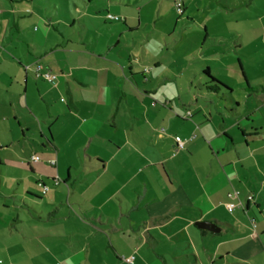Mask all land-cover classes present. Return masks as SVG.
Here are the masks:
<instances>
[{
    "label": "crops",
    "instance_id": "1",
    "mask_svg": "<svg viewBox=\"0 0 264 264\" xmlns=\"http://www.w3.org/2000/svg\"><path fill=\"white\" fill-rule=\"evenodd\" d=\"M29 1L0 0V211H16L9 228L18 264H127L131 256L134 264H214L219 253L197 247L209 236L244 244L241 231L264 235V96L245 88L235 99L206 64L205 85L207 71L230 88L234 111L179 106L176 80L157 72L170 34L144 35L143 20L128 26L126 17L115 32L98 14L75 18L68 5L71 20H55L48 6ZM182 4L187 23L173 36L215 41L221 61L232 59L228 41L238 39L241 54L246 33L264 42V0ZM170 19L155 22L163 29ZM124 47L128 63L116 54ZM236 62L244 71L245 62ZM37 65L56 80L36 78ZM29 198L43 209H31ZM8 222L0 220V231Z\"/></svg>",
    "mask_w": 264,
    "mask_h": 264
},
{
    "label": "rangeland",
    "instance_id": "2",
    "mask_svg": "<svg viewBox=\"0 0 264 264\" xmlns=\"http://www.w3.org/2000/svg\"><path fill=\"white\" fill-rule=\"evenodd\" d=\"M16 1H20L19 4L30 2L29 0ZM33 1L37 3L36 9H39L38 6L40 3H42L45 7L48 6L47 10L50 11L55 20H58V17H61V19L63 18L64 20H71L66 8L68 5L70 9L69 12L75 18L89 14L91 16H97L98 14L102 18L100 24L103 25L105 18L107 19V14L101 13V8L106 9L109 6V8H111V13L109 14L120 18L126 17L128 19V26L137 25L138 20L141 18L144 22L141 29L144 35L149 33L158 34V32H164L166 36L167 34H170L167 37L170 40V44L167 45V40H164L166 47L164 48V52L159 57L163 66L159 68L157 72H160L161 75L169 77L172 80H176L177 84L174 85V89L178 91L180 95L178 98L179 106L182 105V102H185L187 105H191L192 108L201 109L203 113L212 112L213 114H218L221 111L226 113L224 108L234 111L235 104L229 102L231 95L228 91L222 90L221 94L217 96L205 90V84H207V82L202 79L203 75L201 72L203 70L202 68L206 64L211 66L215 77L230 84L233 89L232 97L235 99L242 98L243 93L239 89L244 90L245 88H253L256 90V95L264 96V42L257 37L254 38L252 35L246 33V36L241 41L242 46L238 49V51H241V54H237L233 45V42H236L234 44L240 46V41L238 39L228 41V48L226 49H228V51L231 50L232 59H230L229 62L221 61L218 55L221 49L217 47L215 41L207 40L206 43H204L205 40L202 39V37L201 40H195L192 41L191 44H188V41L183 42V40L177 39L176 35L182 32L184 24L187 23L184 13H181L177 8V0H112L115 1L116 4L111 6L108 3V0H91L90 4H87L86 0H50L52 3H49L48 0ZM179 1L181 2V0ZM49 4H55L57 13L55 11V7L52 5L49 6ZM75 8L82 9L78 12L75 11ZM166 16L171 17V19L165 21L163 25H160L163 29L157 27L158 25H156L157 22L155 21L158 19H161L162 21V19ZM181 17L183 18L181 19ZM108 23L112 25L110 28L115 32H120L124 28V25L120 22L109 20ZM165 27H169L170 29L168 30ZM103 29L105 30V28ZM173 32H176L175 36H173ZM140 34L141 32L136 36L138 39L141 38ZM179 42L182 43L181 48L176 50ZM213 48L218 51L217 58L214 56L208 57L203 55L204 53H207V51L210 53ZM122 49L124 50L121 52L118 51ZM259 49H261V51L258 52ZM118 50L116 54L124 57V62L128 63L125 56V47ZM237 59L245 62V69L242 72L236 68ZM145 62L146 64L152 63L150 58H147ZM221 63L223 64V70L220 67ZM175 75L179 78L174 77ZM220 75L221 77H219ZM217 81L220 82L219 80ZM256 95L254 94L252 96L254 97ZM45 134H47V131ZM61 184L62 188L66 187L63 183ZM47 199V196L42 195L38 200H41V203H44ZM27 202V205L30 206L31 209L37 207H39L40 210L43 209L41 206L44 205H39L38 203L33 202L30 198ZM14 214H16V211H0V220L3 219L4 222L9 220L7 224H4L3 231H0V264H18L17 262L21 258L18 254L19 249L16 248V229L15 227H12L15 233V236H13L10 233L11 230L9 228V226H13V224H11V218ZM226 216L222 219L226 220ZM253 233H256L257 236L260 235L255 241L249 239ZM241 236L245 238L244 244H242L243 241H237L232 236H224L223 240L225 241L220 243L219 241H221L222 236L211 235L209 236V245L204 243L201 244V242H199L197 247L201 252L202 248L207 246L211 255L214 256H216L218 252L219 257H212L214 264H264V235L259 234L258 229L254 230L251 227V229H246L245 232L241 231L240 235L236 238L239 239ZM225 243L227 244L225 245ZM16 254L18 255V258L16 257ZM220 257H222L223 260H221ZM203 262L211 264L210 261ZM22 264L30 263L29 260H26V262Z\"/></svg>",
    "mask_w": 264,
    "mask_h": 264
},
{
    "label": "built area",
    "instance_id": "3",
    "mask_svg": "<svg viewBox=\"0 0 264 264\" xmlns=\"http://www.w3.org/2000/svg\"><path fill=\"white\" fill-rule=\"evenodd\" d=\"M177 8L181 13H183L182 0H181V2L179 0H177ZM107 19L114 21V22L123 21V18H120L118 16H112L110 14H107ZM35 76H36V78L44 79V80L51 82V83L54 82L57 78V76L55 74L48 72V71H43V68L41 65H37L35 67ZM176 145H177V149H183L184 142L181 140H177ZM38 159H39L38 157L33 158V160H35V161H38ZM39 186L42 188L43 194H45L48 191V188L45 185H43L42 183H40ZM234 195L237 198L239 196V193L235 192ZM248 200L252 201L253 196H249ZM227 208L230 212H233L235 205L234 204H228ZM134 260H135L134 256L123 259V261L126 262L127 264H134Z\"/></svg>",
    "mask_w": 264,
    "mask_h": 264
},
{
    "label": "trees",
    "instance_id": "4",
    "mask_svg": "<svg viewBox=\"0 0 264 264\" xmlns=\"http://www.w3.org/2000/svg\"><path fill=\"white\" fill-rule=\"evenodd\" d=\"M183 12H184V8H183ZM119 22H124V19H123V21H119ZM205 74L208 75V78H209V84L205 86V90L207 92L213 93L217 96L221 94L222 90H226L229 93L231 92L230 88H228L226 85L218 82L216 79L212 78L207 71H205ZM246 90L253 91L254 89L253 88H247ZM222 96H224V95H222Z\"/></svg>",
    "mask_w": 264,
    "mask_h": 264
},
{
    "label": "water",
    "instance_id": "5",
    "mask_svg": "<svg viewBox=\"0 0 264 264\" xmlns=\"http://www.w3.org/2000/svg\"><path fill=\"white\" fill-rule=\"evenodd\" d=\"M196 226L202 230H208V231H211L214 233L220 232V229L215 224H213L211 222H197Z\"/></svg>",
    "mask_w": 264,
    "mask_h": 264
}]
</instances>
